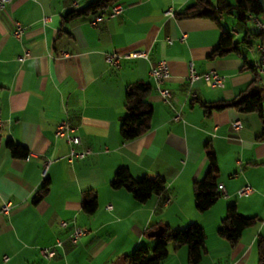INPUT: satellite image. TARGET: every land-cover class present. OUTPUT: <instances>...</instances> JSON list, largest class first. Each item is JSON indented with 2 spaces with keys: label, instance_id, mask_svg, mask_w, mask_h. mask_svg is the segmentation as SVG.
I'll return each instance as SVG.
<instances>
[{
  "label": "crops",
  "instance_id": "0c3cea01",
  "mask_svg": "<svg viewBox=\"0 0 264 264\" xmlns=\"http://www.w3.org/2000/svg\"><path fill=\"white\" fill-rule=\"evenodd\" d=\"M94 1L12 0L0 9V264H128L126 256L138 246L152 253L154 231L165 226L176 231L193 222L205 231V250L197 264H260L264 83L257 71L262 36L248 26L250 20L255 23L254 16L242 25L235 11L215 18L178 16L194 0H119L121 13L95 24L91 20L107 16L115 4L64 21L69 11ZM168 10L171 15L165 14ZM15 22L26 27L21 39L12 35ZM224 31L237 49L220 55L215 49ZM140 50L148 51V58H121L118 65L105 60L113 51ZM26 51L31 55L19 60ZM158 60L169 66L162 84L171 93L168 101L149 74ZM190 64L199 74L225 76L224 86L210 87L202 78L190 82ZM135 81L151 86L150 126L124 141L125 89ZM252 87L263 96L261 113L239 105L214 107L239 99ZM62 121L80 138L74 147L89 149L84 158L69 160L71 145L56 135ZM235 121L241 122L239 128ZM8 139L26 148L27 157H13L5 146ZM208 147L215 151L217 182L226 193L199 212L193 183L209 170ZM119 167L137 179L159 176L164 192L139 202L126 188H112ZM45 181L47 192L35 201ZM247 184L253 192L239 195ZM86 193L97 197L93 213L82 208ZM6 202L12 206L2 213ZM230 204L239 214L258 218L235 244L217 233ZM74 226L88 230L76 243L70 240ZM57 239L62 244L54 257L45 259L40 249ZM159 264H190L187 246L169 243Z\"/></svg>",
  "mask_w": 264,
  "mask_h": 264
},
{
  "label": "trees",
  "instance_id": "16d2710c",
  "mask_svg": "<svg viewBox=\"0 0 264 264\" xmlns=\"http://www.w3.org/2000/svg\"><path fill=\"white\" fill-rule=\"evenodd\" d=\"M119 0H95L82 9L69 11L64 16V21H68L80 15L95 13L109 8ZM237 13L240 24L245 25L249 16H263L262 9L258 0H235L233 4L226 0H217L216 3L211 0H194L184 12L178 14L181 17L207 16L215 18L224 13ZM261 35V34H260ZM237 49V43L232 41L229 32L224 31L218 43L215 53L224 54ZM151 90L148 82L135 81L129 84L125 89L126 116L120 124V134L124 141L138 138L149 129L152 106L147 96ZM263 96L257 87H252L249 92L239 99L218 104L214 107L222 108L227 105H239L244 111L262 112ZM213 107V105L208 108ZM207 108V107H206ZM7 150L13 157L25 158L28 150L13 140L8 139L5 143ZM206 156L209 161V170L200 180L193 183V195L195 208L199 212L208 210L219 198L218 193V167L215 151L208 147ZM112 188H126L133 197L139 202L147 201L153 194H162L165 190L163 179L159 176H145L143 178H134L126 167H119L111 181ZM48 182L45 181L41 188L34 195L37 201L47 192ZM97 207V197L95 194L86 193L83 197L82 208L87 213H93ZM258 218L243 216L238 213L236 205L230 204L226 207V214L220 222L217 233L235 244L243 230L255 224ZM163 233L157 236L155 247L150 253L144 246L136 247L133 252L127 255L128 264H159L167 256L168 244L175 246L186 245L188 249V262L197 264L200 262L205 250V231L203 227L193 222L183 229L171 230L168 226L162 227ZM258 260L264 264V236H260L257 241Z\"/></svg>",
  "mask_w": 264,
  "mask_h": 264
},
{
  "label": "built area",
  "instance_id": "2783aa9c",
  "mask_svg": "<svg viewBox=\"0 0 264 264\" xmlns=\"http://www.w3.org/2000/svg\"><path fill=\"white\" fill-rule=\"evenodd\" d=\"M11 1L12 0H0V9H4L5 6ZM121 11H122V6L119 3H117L112 7L111 12L107 16L97 15L91 20V23L95 24L100 20L113 17L121 13ZM165 14L171 15L172 12L168 10L165 12ZM255 23L258 26V31L260 32L262 36V41L258 47L259 53H260V60L258 63H261L262 70L264 72V19L263 17L255 16ZM25 31H26V27L23 24H21L20 22H15L12 35L16 39H21L22 36L25 34ZM184 37L185 35L180 37V39L184 40ZM168 42H171V40L168 39ZM63 54L65 53L63 52ZM30 55H31L30 51H26L23 55L19 56L18 59L24 60L26 57ZM137 57L148 58V51L146 50L130 51V52L113 51V52L106 54L105 60L110 65H118L121 58H137ZM149 74L154 79L157 89L160 92L163 99L165 101H168L171 93L168 88H165L162 86L164 81L169 77L168 62L166 60L156 61L154 64L151 65ZM199 78H202L208 86L213 87V88L214 87L222 88L225 82V76L217 73L216 71H208L203 74H199L194 70L192 64H190L188 80L190 82H193L194 80L199 79ZM179 117H180L179 113H175L174 119L177 120ZM0 125H1V122H0ZM233 126L235 128H239L241 126V122L235 121L233 122ZM72 132H73V129L65 121L60 122L56 128V135L59 137H65L68 143L71 145L69 153H68V158L70 161H72L74 158H79V159L84 158L90 153L89 149L87 148L82 149V150H77L74 147V145L80 144V138L78 136L73 135ZM252 192H253V189L248 184L244 185L238 190L239 195H248ZM218 193L219 195L226 193L224 186L222 184L218 185ZM11 206H12L11 202L4 203L3 206L1 207V212L9 213ZM108 207H110V205ZM60 225L62 227H67L68 224L66 221H61ZM87 231L88 230L85 227L74 226L70 234L71 242L76 243L80 237H82L83 235L87 233ZM61 244H62L61 239H57L54 245L41 248L40 253L45 259H50L54 257V255L56 254V246H59Z\"/></svg>",
  "mask_w": 264,
  "mask_h": 264
},
{
  "label": "water",
  "instance_id": "95a60500",
  "mask_svg": "<svg viewBox=\"0 0 264 264\" xmlns=\"http://www.w3.org/2000/svg\"><path fill=\"white\" fill-rule=\"evenodd\" d=\"M262 9V13H263V19H264V0H258ZM163 233V228H159L158 230L154 231L152 234L153 235H161Z\"/></svg>",
  "mask_w": 264,
  "mask_h": 264
},
{
  "label": "bare ground",
  "instance_id": "6f19581e",
  "mask_svg": "<svg viewBox=\"0 0 264 264\" xmlns=\"http://www.w3.org/2000/svg\"><path fill=\"white\" fill-rule=\"evenodd\" d=\"M253 20H254V22H255V16L253 17ZM256 24V23H255ZM256 27H257V29H258V26L256 25ZM257 68H258V70L257 71H259L258 73H260V75H261V81H263V83H264V72H263V70H262V65H261V63H257Z\"/></svg>",
  "mask_w": 264,
  "mask_h": 264
},
{
  "label": "rangeland",
  "instance_id": "374dc122",
  "mask_svg": "<svg viewBox=\"0 0 264 264\" xmlns=\"http://www.w3.org/2000/svg\"><path fill=\"white\" fill-rule=\"evenodd\" d=\"M263 17V16H262ZM248 26L250 27V29L251 30H254L255 28L254 27H256V24L255 23H253L251 20L248 22Z\"/></svg>",
  "mask_w": 264,
  "mask_h": 264
}]
</instances>
